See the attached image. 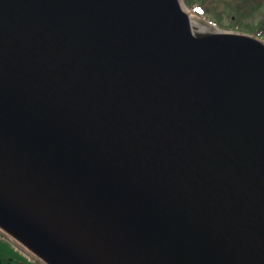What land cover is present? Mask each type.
<instances>
[{"label": "water", "instance_id": "1", "mask_svg": "<svg viewBox=\"0 0 264 264\" xmlns=\"http://www.w3.org/2000/svg\"><path fill=\"white\" fill-rule=\"evenodd\" d=\"M183 0H0V228L47 264H264V43Z\"/></svg>", "mask_w": 264, "mask_h": 264}, {"label": "flooded vegetation", "instance_id": "2", "mask_svg": "<svg viewBox=\"0 0 264 264\" xmlns=\"http://www.w3.org/2000/svg\"><path fill=\"white\" fill-rule=\"evenodd\" d=\"M197 1L198 4L194 10L202 19L209 21V25L230 32L243 33L264 42V0ZM210 15L214 17L211 18ZM228 15H231V21L228 25H224L222 19ZM0 264L46 263L37 253L25 252L18 241L6 235L0 228Z\"/></svg>", "mask_w": 264, "mask_h": 264}, {"label": "rangeland", "instance_id": "3", "mask_svg": "<svg viewBox=\"0 0 264 264\" xmlns=\"http://www.w3.org/2000/svg\"><path fill=\"white\" fill-rule=\"evenodd\" d=\"M198 1L197 0H190V3L186 6V12L190 15L191 19L195 21L196 23H199L211 30V33H215V27L209 25V21H205V19H202V17L199 16L194 10V8L197 6ZM231 15L225 16V19H222V22L224 25H228L231 21ZM211 18H213V15H210ZM207 20H210V18L206 17ZM217 29H221L220 27H216ZM226 31V30H225ZM232 32V31H231Z\"/></svg>", "mask_w": 264, "mask_h": 264}, {"label": "bare ground", "instance_id": "4", "mask_svg": "<svg viewBox=\"0 0 264 264\" xmlns=\"http://www.w3.org/2000/svg\"><path fill=\"white\" fill-rule=\"evenodd\" d=\"M192 31L196 34H201L205 32L211 33V30L206 27H202L200 24L196 23L195 21L192 22Z\"/></svg>", "mask_w": 264, "mask_h": 264}, {"label": "trees", "instance_id": "5", "mask_svg": "<svg viewBox=\"0 0 264 264\" xmlns=\"http://www.w3.org/2000/svg\"><path fill=\"white\" fill-rule=\"evenodd\" d=\"M185 4L188 5L190 3V0H184ZM256 35V33H255Z\"/></svg>", "mask_w": 264, "mask_h": 264}]
</instances>
